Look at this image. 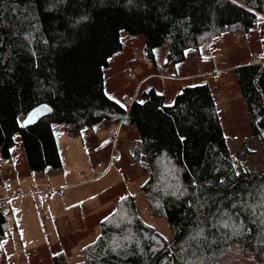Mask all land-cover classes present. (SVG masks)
Segmentation results:
<instances>
[{
	"label": "trees",
	"instance_id": "16d2710c",
	"mask_svg": "<svg viewBox=\"0 0 264 264\" xmlns=\"http://www.w3.org/2000/svg\"><path fill=\"white\" fill-rule=\"evenodd\" d=\"M263 18L264 0H0L3 158H12L20 133L31 172L59 169L53 123L85 131L121 122L135 131V162L151 172L143 186L150 206L171 228L166 238L146 224L132 198L108 212L75 264H221L234 244L264 264V170L251 172L231 154L209 81L188 83L171 103L152 88L128 108L104 87L124 32L143 35L154 61L166 48L167 64L187 76L184 64L203 46L248 35ZM234 74L251 133L264 144V66L246 63ZM42 104L52 112L25 128ZM10 235L0 210V253ZM52 262L69 264L62 252Z\"/></svg>",
	"mask_w": 264,
	"mask_h": 264
},
{
	"label": "rangeland",
	"instance_id": "374dc122",
	"mask_svg": "<svg viewBox=\"0 0 264 264\" xmlns=\"http://www.w3.org/2000/svg\"><path fill=\"white\" fill-rule=\"evenodd\" d=\"M123 34V50L104 69L105 92L112 100L128 108L135 99L143 101V94L155 88L170 101L188 83L199 84L201 78L206 79L231 154L245 162L251 172L264 170V144L251 133L234 74L236 66L246 63L264 66V18L248 35L227 33L203 46L199 57L192 56L184 64L187 76L180 75L183 71L177 75L176 69L172 76L173 65L166 64V48L156 50L154 61L146 55L143 35ZM164 68L166 73L160 76ZM115 123H102L85 131L53 123L62 162L59 169L31 172L19 133L10 159L15 172L4 178L11 169L3 165L0 149V210L6 214L11 234L2 243L0 264H20V259L22 264H54L52 257L61 252L69 264L81 262L83 248L101 234V222L108 212L131 203L132 198L139 217L164 237H171L168 222L155 214L143 189L151 172L143 171L134 160L135 131L121 129V122ZM116 130L119 134L115 141L111 135ZM44 189L51 195H45ZM221 264L257 262L251 253L234 244Z\"/></svg>",
	"mask_w": 264,
	"mask_h": 264
},
{
	"label": "water",
	"instance_id": "95a60500",
	"mask_svg": "<svg viewBox=\"0 0 264 264\" xmlns=\"http://www.w3.org/2000/svg\"><path fill=\"white\" fill-rule=\"evenodd\" d=\"M52 112L51 107L42 104L32 109L23 119L22 125L25 128L36 125L41 119L48 116Z\"/></svg>",
	"mask_w": 264,
	"mask_h": 264
},
{
	"label": "crops",
	"instance_id": "0c3cea01",
	"mask_svg": "<svg viewBox=\"0 0 264 264\" xmlns=\"http://www.w3.org/2000/svg\"><path fill=\"white\" fill-rule=\"evenodd\" d=\"M167 64V63H166ZM172 69H173V73H172V76H174L175 74V68H174V66L173 67H171ZM135 99V98H134ZM133 99V100H134ZM166 101H167V98H166ZM173 101V99L172 98H170V101H167V102H172ZM132 103V102H131ZM10 162H11V160H4V163H3V165L7 168V169H11L9 172H5V174H6V176H3L4 178H9L8 176H10L12 173H14L15 172V163H14V161H13V163H11L10 164ZM4 168V167H3ZM15 197V196H14ZM11 236V235H10ZM8 239V238H7ZM6 239V240H7ZM5 241V240H4ZM22 257V255H20V258ZM27 260H28V257H27ZM20 264H22V259H20Z\"/></svg>",
	"mask_w": 264,
	"mask_h": 264
},
{
	"label": "built area",
	"instance_id": "2783aa9c",
	"mask_svg": "<svg viewBox=\"0 0 264 264\" xmlns=\"http://www.w3.org/2000/svg\"><path fill=\"white\" fill-rule=\"evenodd\" d=\"M258 62H260V60H258ZM165 73H166V69L164 68V69H161V70H160L159 75H160V76H164ZM118 134H119V131L116 130V131H114V132L112 133L111 137L116 141V140L118 139ZM42 192H43L44 194H46V195H51V193H50V191H49L48 189H46V190L44 189V190H42Z\"/></svg>",
	"mask_w": 264,
	"mask_h": 264
}]
</instances>
